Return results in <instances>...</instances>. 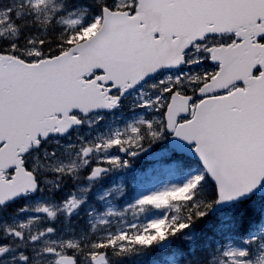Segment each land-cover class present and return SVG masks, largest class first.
Here are the masks:
<instances>
[{
	"label": "snow or ice",
	"instance_id": "obj_1",
	"mask_svg": "<svg viewBox=\"0 0 264 264\" xmlns=\"http://www.w3.org/2000/svg\"><path fill=\"white\" fill-rule=\"evenodd\" d=\"M0 264H264V0H0Z\"/></svg>",
	"mask_w": 264,
	"mask_h": 264
}]
</instances>
